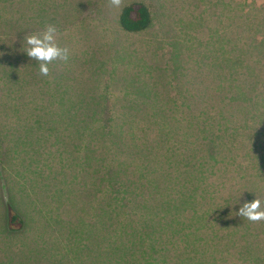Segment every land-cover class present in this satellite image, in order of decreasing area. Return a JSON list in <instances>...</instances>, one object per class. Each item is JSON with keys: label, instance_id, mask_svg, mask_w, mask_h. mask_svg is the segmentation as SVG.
Masks as SVG:
<instances>
[{"label": "rangeland", "instance_id": "obj_1", "mask_svg": "<svg viewBox=\"0 0 264 264\" xmlns=\"http://www.w3.org/2000/svg\"><path fill=\"white\" fill-rule=\"evenodd\" d=\"M134 3L151 17L140 34L118 26ZM219 23H264V0H121L119 7L109 0H0V264H110L111 219L168 221L183 233L192 220L219 222V264H264V221L235 214L256 197L264 201V170L254 167L264 161V133L256 134L264 109L262 122L243 128L234 110L220 106V77L237 60L225 58L237 30L219 41ZM48 24L70 56L44 77L24 37ZM100 108L121 111L122 127L166 111L170 133L185 139L183 152L190 126L219 108V185H115L124 195L111 194ZM253 134L254 143L263 139L258 152ZM133 197L143 203L128 204ZM11 212L23 228L9 230Z\"/></svg>", "mask_w": 264, "mask_h": 264}, {"label": "trees", "instance_id": "obj_2", "mask_svg": "<svg viewBox=\"0 0 264 264\" xmlns=\"http://www.w3.org/2000/svg\"><path fill=\"white\" fill-rule=\"evenodd\" d=\"M151 24L149 11L140 3L124 7L119 15L118 26L125 33H143ZM245 25L247 28L242 29ZM232 27L237 30L236 40L225 58L237 60H232L234 67L227 69L224 78L220 72L223 68L219 67L222 73L219 104L223 111L234 110L235 120L243 128L251 127L253 121L262 122L257 117L264 109V23H219V41H223V36L230 38ZM225 29L227 34H223ZM108 109H97L96 116L105 121L100 133L109 136V185L113 188L115 185H219V108L208 110V121L190 126V147L186 152L180 148V140L185 139L170 133L174 126L166 120V111L145 114L144 117L151 119L122 127L121 111ZM229 130L224 128L225 132ZM258 130L256 134L264 133V127ZM258 137L253 134L250 139L252 147L257 145V152L263 140L260 145L254 143ZM263 154L261 147L258 155L261 158ZM254 167L256 171L264 170V161H258ZM113 188V195L122 192ZM128 202L143 203L137 197ZM112 203L120 205L114 196ZM150 220H110V264H219V222L192 220L191 232L183 233L174 230L171 222ZM17 225L23 228L25 221L11 212L9 230ZM162 232L170 235L168 240L160 238Z\"/></svg>", "mask_w": 264, "mask_h": 264}, {"label": "clouds", "instance_id": "obj_3", "mask_svg": "<svg viewBox=\"0 0 264 264\" xmlns=\"http://www.w3.org/2000/svg\"><path fill=\"white\" fill-rule=\"evenodd\" d=\"M110 4L119 7L121 0H109ZM58 28L54 24H48L43 31L32 33L24 40L28 45L26 54L38 62L39 74L47 77L50 75V65L53 62H67L70 56V49L61 46L58 42ZM264 201L255 198L251 202H245L236 215L246 218L252 223L264 221Z\"/></svg>", "mask_w": 264, "mask_h": 264}]
</instances>
